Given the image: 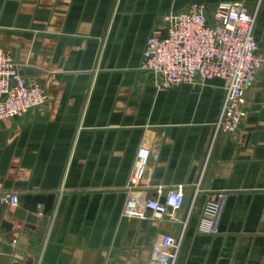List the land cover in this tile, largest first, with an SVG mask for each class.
Masks as SVG:
<instances>
[{"label": "crops", "instance_id": "0c3cea01", "mask_svg": "<svg viewBox=\"0 0 264 264\" xmlns=\"http://www.w3.org/2000/svg\"><path fill=\"white\" fill-rule=\"evenodd\" d=\"M222 1L251 9L257 0H0L1 44L49 96L0 120V192L20 199L0 204V264H152L161 236L179 234L205 162L177 264H264V0L261 65L237 135L221 133L210 148L224 86L157 87L141 69L166 15ZM142 145L159 156L139 195L182 187L178 220L123 216ZM219 191L228 194L220 231L201 233L207 197Z\"/></svg>", "mask_w": 264, "mask_h": 264}, {"label": "built area", "instance_id": "2783aa9c", "mask_svg": "<svg viewBox=\"0 0 264 264\" xmlns=\"http://www.w3.org/2000/svg\"><path fill=\"white\" fill-rule=\"evenodd\" d=\"M261 5L262 0H257L250 9L241 1H222L210 11L205 4L193 3L186 11L164 17L166 38L162 37V28L155 29L149 37L141 69L152 75L157 87L204 82L215 77L225 80V99L214 125L211 149L219 134L237 135L247 115L246 91L261 65L260 46L255 36ZM21 71L19 63L0 42V120L22 117L48 101L45 87ZM158 156L153 147H140L126 187L128 197L123 216L144 219L151 211L152 219L168 217L178 220L177 212L186 203L182 187L166 193L160 189V195L155 199L142 200L139 195L145 185L150 161ZM205 163L192 183V198L186 217L180 221L179 234L161 236L153 247L152 264L178 263L187 227L202 192ZM227 195L226 191L208 195L197 223L199 232L219 233ZM19 203L17 193L0 192V204L16 208Z\"/></svg>", "mask_w": 264, "mask_h": 264}, {"label": "water", "instance_id": "95a60500", "mask_svg": "<svg viewBox=\"0 0 264 264\" xmlns=\"http://www.w3.org/2000/svg\"><path fill=\"white\" fill-rule=\"evenodd\" d=\"M162 37L163 38H166L167 37V29H164L163 30V33H162ZM30 73L31 72V69L30 68H24L22 69L21 73ZM206 83H209V84H214V85H218V86H225V80L220 78V77H215L213 79H207L205 80Z\"/></svg>", "mask_w": 264, "mask_h": 264}]
</instances>
